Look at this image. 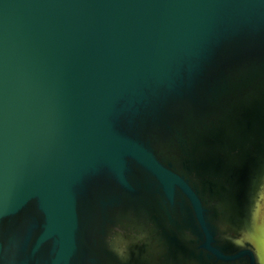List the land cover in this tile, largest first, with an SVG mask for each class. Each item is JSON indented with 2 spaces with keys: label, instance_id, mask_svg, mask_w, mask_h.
<instances>
[{
  "label": "water",
  "instance_id": "water-1",
  "mask_svg": "<svg viewBox=\"0 0 264 264\" xmlns=\"http://www.w3.org/2000/svg\"><path fill=\"white\" fill-rule=\"evenodd\" d=\"M130 160L202 221V168L258 189L264 0H0V264L89 261Z\"/></svg>",
  "mask_w": 264,
  "mask_h": 264
},
{
  "label": "flooded vegetation",
  "instance_id": "flooded-vegetation-1",
  "mask_svg": "<svg viewBox=\"0 0 264 264\" xmlns=\"http://www.w3.org/2000/svg\"><path fill=\"white\" fill-rule=\"evenodd\" d=\"M129 162L128 188H124L115 179L107 180L102 186L103 195L111 200L106 210L110 206L127 204L125 197L128 195L134 198L146 193L162 211L161 214L141 218L127 217L123 213V218L142 222L145 227L140 229L135 225L136 234L129 241L130 254L135 259L142 255L140 258L143 264H264V234L258 230L255 221L247 224L249 229L224 225L225 228L221 230L208 217L209 210L205 211V217L201 220L188 195L178 185L168 186L134 160ZM246 190L251 195V190ZM132 202L129 201V204ZM106 210L95 218L96 230L90 242L91 256L84 264H107L103 249L104 228L109 218ZM142 234L143 239L136 236ZM148 249H153L155 253L157 251L160 257L151 256ZM129 260L132 261L131 257ZM119 262L118 257V264H122Z\"/></svg>",
  "mask_w": 264,
  "mask_h": 264
},
{
  "label": "rangeland",
  "instance_id": "rangeland-1",
  "mask_svg": "<svg viewBox=\"0 0 264 264\" xmlns=\"http://www.w3.org/2000/svg\"><path fill=\"white\" fill-rule=\"evenodd\" d=\"M199 174L201 175L199 177L201 181L200 185L198 186L200 187V191L209 209L208 217H211L213 222L221 227V230L225 228L224 225H235L239 228L241 227V229H249L247 224H253L255 221L258 230H261L264 234V176L263 182L258 186V189L256 191L252 192L251 186H248L247 189L250 188L251 195L248 193V191H246V188L244 190L240 189V195L242 196V198L239 200L238 196H235L231 200L220 195V192L224 190L223 187L225 183L222 180L220 172H213V169L211 167L208 170H206V168H202ZM242 193H245L246 195H243ZM129 206V212L127 214L124 213L127 217L141 218L150 217L151 215L153 216V212L149 208V211H147L145 205H140L139 207H137L134 205V202H132V204H129ZM123 208L124 207L119 204L117 206H110L108 210H106V216L109 218L107 219L105 223L106 226L104 228V256L106 257L107 264H118V257L120 260L119 263L122 264H143L141 263L142 260L140 258L142 257V255L138 256L135 259L130 254L131 249L129 247V241L131 238H133L132 235L136 234V232L134 233V230H136L135 228L139 227L140 229H144L145 227L143 226L142 222L128 221V218H123ZM243 215L245 216L243 217ZM252 217H254V220L252 219ZM136 236L140 238L144 237L143 234L141 236ZM147 252L150 253L151 256L156 255L157 258L160 257L159 254H156L157 251L155 253L153 249H148ZM129 254L131 255L130 257L132 261L129 260ZM182 256L183 255H181V257ZM138 259H140V261ZM129 261L131 263H129Z\"/></svg>",
  "mask_w": 264,
  "mask_h": 264
},
{
  "label": "bare ground",
  "instance_id": "bare-ground-1",
  "mask_svg": "<svg viewBox=\"0 0 264 264\" xmlns=\"http://www.w3.org/2000/svg\"><path fill=\"white\" fill-rule=\"evenodd\" d=\"M262 187H263V185H262ZM220 195L222 196V197H225V191L223 190V191H221L220 192ZM228 197V196H227ZM226 199V198H225Z\"/></svg>",
  "mask_w": 264,
  "mask_h": 264
}]
</instances>
